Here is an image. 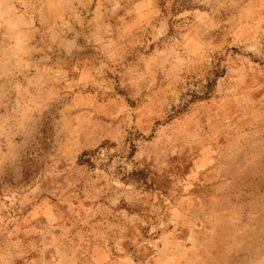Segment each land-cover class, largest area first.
<instances>
[{"label":"rangeland","instance_id":"obj_1","mask_svg":"<svg viewBox=\"0 0 264 264\" xmlns=\"http://www.w3.org/2000/svg\"><path fill=\"white\" fill-rule=\"evenodd\" d=\"M0 264H264V0H0Z\"/></svg>","mask_w":264,"mask_h":264},{"label":"trees","instance_id":"obj_2","mask_svg":"<svg viewBox=\"0 0 264 264\" xmlns=\"http://www.w3.org/2000/svg\"><path fill=\"white\" fill-rule=\"evenodd\" d=\"M217 74H215L209 81H208V84H207V91L206 92H209L210 89H211V86L214 84V80L216 78ZM207 96V94L205 93L203 96H198V97H205Z\"/></svg>","mask_w":264,"mask_h":264}]
</instances>
